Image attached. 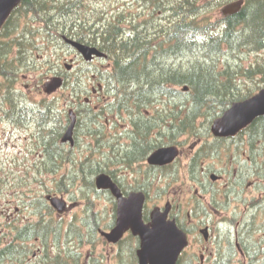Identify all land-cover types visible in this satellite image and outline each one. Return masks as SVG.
I'll list each match as a JSON object with an SVG mask.
<instances>
[{
	"label": "trees",
	"instance_id": "16d2710c",
	"mask_svg": "<svg viewBox=\"0 0 264 264\" xmlns=\"http://www.w3.org/2000/svg\"><path fill=\"white\" fill-rule=\"evenodd\" d=\"M135 2L136 10L124 8L113 14L91 5L89 0H22L5 23L0 38V115L18 125L35 120L42 129L39 138L48 158L57 161L62 156L61 136L73 102L60 105L56 97L34 102L28 92L17 88L16 82L26 71L50 68L54 62L47 53L55 50L57 44L71 47L64 36L98 46L112 63L109 68L95 65L91 73L84 69L79 72L74 69L73 73L58 71L66 77L64 86L70 90L69 102L80 100L95 82H101L113 98L108 103L93 106L84 102L85 106L77 107V127L84 113L91 123L102 117L108 122L104 115L119 111L123 106L125 109L131 106L136 112L131 115L132 128L127 131L132 139L130 146H121V142L115 140L107 147L108 136L104 135L106 139L101 140L102 133L97 128L87 127L99 152L87 156L86 160L98 173L103 170L114 173L117 162L133 168L135 162L144 161L152 150L166 143L163 140L166 132L171 135L168 143H174L179 134H197L198 128L208 129L234 101L252 95L250 87L243 93L240 72L245 71L252 80L261 74L260 80L264 81V69L259 67L244 69L242 64L231 60L217 63L226 48H229L226 55L232 60L239 57L235 52L242 47L264 48V0H248L239 13L219 21L199 20L203 7L200 0ZM172 55L188 57L187 64L169 65L166 61ZM86 64L92 66V62ZM170 84L188 85L190 91H180ZM159 97L173 100L175 105L171 107L174 113L171 119L161 118L159 109L156 111V118L166 122L161 126L156 124L161 121L143 113V109L153 107ZM51 125L52 128H48ZM248 129H260L252 136L262 139L264 144V116ZM50 136L55 139L52 144H48ZM121 151L120 160L116 161ZM102 159H108L106 163H112L114 168L98 167ZM87 162H82V170ZM87 186L97 190L94 176L87 180ZM49 208L52 207L49 205ZM12 246L14 243L10 242L1 248L0 264L2 259L13 257L8 251Z\"/></svg>",
	"mask_w": 264,
	"mask_h": 264
},
{
	"label": "rangeland",
	"instance_id": "374dc122",
	"mask_svg": "<svg viewBox=\"0 0 264 264\" xmlns=\"http://www.w3.org/2000/svg\"><path fill=\"white\" fill-rule=\"evenodd\" d=\"M89 2L91 5L103 8L113 14H118L119 11H123L124 8L127 11H133L138 7L135 0H89ZM225 2L226 1L223 0L213 2H209V0H200V4L203 7L198 14L199 20L202 21L201 19L204 18L206 20L211 19L212 21L222 20V7ZM147 14H149L148 10H146V15ZM0 38L2 37L0 36ZM56 46L55 50L47 53V56H49L54 62L50 68L45 67L43 69L41 68L39 71H26L21 74V77L16 82L17 88H22L24 91L28 92L29 97L34 102H39L43 98L56 97L59 99L60 105H67L68 103L72 104L74 99L70 102L67 100V97L70 96V90L67 86H63L61 89L50 94L43 91V85L48 79H50V77L58 73V71L66 70L65 63H72L74 65L72 73L74 69L77 72L81 69H84V71L89 70V73H91L95 70V65L97 67L100 66V68H106L107 66L112 65V63L108 61L110 59H107L104 62L101 60H95L94 63H92V66L86 65L84 59L79 56L74 48L67 47L62 43L57 44ZM227 52H229V48H226V51L221 52L219 62H217L218 64H225L227 61L229 62L231 60L234 63L242 64L244 69L247 67H259L262 70L264 69V48L256 50L242 47L240 51L235 52V54L239 56L236 57L235 60L230 59V57L226 55ZM187 58L188 57H182V55L178 57L172 55L166 63L173 67H177L181 64H187ZM77 66H79L78 69L76 68ZM238 77L240 79V87L243 89V93L245 91V93L248 92L247 87H250V89L253 90L252 94L258 93L264 85V82L260 80L261 74H258L256 79L252 80V78L243 71L238 74ZM97 85V82L92 85L90 84V90L93 87H97ZM183 85L184 84H170V87H174L180 91H190L188 85ZM90 90L86 91V94L83 93L80 100L76 99V106H71V108L77 109V107L81 108L85 106L83 103L85 102L84 99L86 96H91V104L93 106L108 103L113 99L107 89L101 88L100 90L99 88H94L95 92ZM98 98L102 100H98ZM173 106H175L173 100L159 97L153 106L154 108L152 106L147 107L149 111L144 108L143 113H145V115H150L156 121H161L156 118L158 114L161 115V118L171 119L174 114L171 109ZM128 108L129 109H125L123 106L121 109H118L119 111H114V113L110 114L106 113L104 116L108 117V122H106L105 117H102L100 120H92L90 123L85 119V113L81 112V114L84 113L85 117L84 115H80L82 120L75 131V145L71 146L70 143H62L64 145L62 148L63 151H61L62 156L59 157L57 161L48 158L45 148L41 146L43 141L40 140L39 137L41 136L42 129L39 128L40 126L35 120H31L26 124L18 125L4 119L0 115V250L1 248H4L7 243L16 240H14V237L17 227L31 223L32 225L40 223L39 226H42L40 220L44 216L48 219L46 223L60 224V232H56V235L50 234L48 244H46V240L40 238V232L37 231L34 232L32 238L21 239L20 244L24 246H32L33 250H37L38 246L45 247L47 245H49V249L51 246L55 247L60 244L72 246L73 243L67 242L68 237H70L71 240L74 239L73 236L75 235L72 233H79L83 230L84 235L87 236V225L84 223V219H81L82 216H84L87 219V222H89L92 214H95L96 211H98L100 215L104 217L106 216L104 218L105 222L109 220L108 213L112 211L111 209L113 207L110 193L102 190L89 189L87 186V180L92 179L93 176L96 177L98 172L95 171L96 167L91 169L86 157L99 152V146L96 145V141L89 134L87 127H89V129L97 128L99 132L102 133L100 134L101 140L106 139L104 138V135L108 136L110 141H108L109 145H106L107 147L115 140L121 142V146L127 144L130 146L132 139L127 131L132 128L131 115H134L136 112L131 106ZM158 109L159 113L156 112ZM156 124L161 126L166 124V122L161 121L156 122ZM48 128H52V125ZM156 129L158 130L160 128ZM202 129L203 127L198 130L200 131ZM161 131L164 130L160 129V132ZM166 133L167 137L165 136L163 140L168 143L171 135L168 132ZM191 136L192 134L189 133L179 134L176 138L177 140L174 139L173 141L187 139L185 141V147L186 149H189L190 143L194 138L190 139ZM54 140L51 139V136L48 137V144H52ZM103 144H106V142H103ZM121 153H123V151L117 155L116 161L120 160ZM247 154H249V152H247ZM105 158L107 157L105 156ZM258 158L261 159L263 157L259 154ZM94 160L96 161V158H94ZM83 161H86L87 164L84 165L85 169L82 170ZM107 161L108 159L105 161L102 159L98 167L114 168V165L112 163H106ZM188 161L189 159L185 152L178 158L175 165L168 168L167 173L174 172V174L168 176V178L164 177L159 183L162 182L163 185H166V183L171 182V185L169 186L170 189H167V192H172L174 189H177L175 191L176 196L184 201L188 198V201L185 202V207L190 211H197L196 208H194L193 201H191V192H189L191 172L187 165ZM116 165L121 166L119 171H116V174H122V176H124L130 183L134 182V178H141L142 173H139V170L146 169L144 162H135L133 164L134 170L131 168H126L124 170L126 165L121 162H117ZM63 183H66L67 186ZM152 184H150V186L155 188L157 183L155 182V186ZM156 193L157 191L154 190L151 192V196L156 198ZM48 195L58 196L62 200H65L67 203L66 210L59 214L55 209L56 211L50 214L49 211L51 212L52 209H49L50 202L47 199ZM166 196H169V194L164 193L159 200L163 202ZM199 206H201V209H205L204 204ZM72 220H75V223L85 224L83 229L81 227L78 229L76 226L73 227L74 232H68L66 229L69 228V222ZM38 229L41 230L39 227H35V230ZM11 239H13V241H11ZM84 249L88 251V246H85ZM10 250H14L13 246L10 247ZM12 256L13 257H7L6 260L2 259V264H15L18 256H15V253ZM34 263L35 262H32V264Z\"/></svg>",
	"mask_w": 264,
	"mask_h": 264
},
{
	"label": "flooded vegetation",
	"instance_id": "af4514ba",
	"mask_svg": "<svg viewBox=\"0 0 264 264\" xmlns=\"http://www.w3.org/2000/svg\"><path fill=\"white\" fill-rule=\"evenodd\" d=\"M223 1H226V5L235 0ZM243 1L236 13L248 2ZM257 131L260 129L246 128L236 135L215 136L211 128H205L197 136L196 133L192 134L190 139L194 138L189 149L185 147L187 139L174 143L180 150L178 158L187 153V165L191 172L189 192L197 211L185 207L188 198L184 201L176 196L177 189L167 192L171 182L166 185L159 183L164 177L172 175L167 170L175 165L178 158L169 164H149L146 159V169L139 170L141 178H134L131 183L122 174H116L119 170L112 174L124 197H129L133 192L145 194L141 211L145 225L152 223L153 213L156 212L154 209L158 207L162 211L157 212L163 213L165 206L170 204L168 219L175 221L178 229L187 236V244L176 264H264V158H258L259 154L264 157V144L262 139L252 136ZM154 190L157 191L156 198L151 196ZM105 191L110 193L113 202L112 211L108 213L109 220L105 222L106 216L98 211L92 214L89 222L82 216L87 225V236L83 230L72 233L74 239L68 237L67 241L73 243L72 246L60 244L49 249L47 245L33 250L32 246L20 244L21 239L32 238L36 231L48 244L50 234L60 232V224L46 223L48 219L45 216L41 219L42 226L31 223L17 227L16 240L11 239L14 250H8L9 254L18 256L15 264H140L143 243L141 227L122 224L118 198L110 190ZM163 192L169 196L162 202L159 198L164 195ZM203 204L205 209L199 206ZM66 208L67 204L64 210L58 211L59 214ZM49 209H52L50 214L56 211ZM132 217L135 219V216ZM69 223L68 232H74L73 227L76 226L83 229L85 225L75 223V220ZM35 227L41 230H35ZM85 246H88V251L84 249Z\"/></svg>",
	"mask_w": 264,
	"mask_h": 264
},
{
	"label": "water",
	"instance_id": "95a60500",
	"mask_svg": "<svg viewBox=\"0 0 264 264\" xmlns=\"http://www.w3.org/2000/svg\"><path fill=\"white\" fill-rule=\"evenodd\" d=\"M21 0H0V30L11 15L15 7ZM243 4V0H237L224 6V14H233L238 12ZM66 41L74 46L87 61L93 60L95 57L107 56L105 52L98 47L89 45L80 41L66 38ZM71 69V66H68ZM64 78L62 76H53L45 83L46 91L53 92L62 87ZM264 115V87L255 95L237 101L227 109L220 117H218L213 125L212 131L216 136H230L237 134L240 130L246 128L257 117ZM71 122L63 135V141L74 143V129L76 126V115L70 112ZM179 155V149L176 145L164 146L156 149L149 157L151 164H167ZM96 185L99 189H110L118 198L119 211L122 213V224L134 227H141L140 232L143 238L142 250L140 251V264H176L178 256L187 244L186 234L178 229L177 224L173 220L168 219V212L171 208L168 203L165 212L160 208L153 211V221L150 225H145L142 221L141 211L145 202V194L143 192H133L129 197H124L118 185L113 181L110 174L102 172L96 176ZM54 207L60 211L64 210L66 203L59 197L49 196ZM125 211V212H124ZM131 211H135L132 212ZM135 216V219H133ZM127 228V226H125ZM123 230V229H122Z\"/></svg>",
	"mask_w": 264,
	"mask_h": 264
}]
</instances>
